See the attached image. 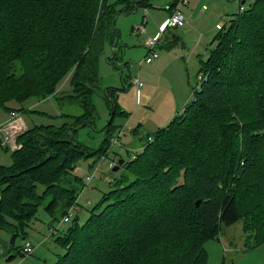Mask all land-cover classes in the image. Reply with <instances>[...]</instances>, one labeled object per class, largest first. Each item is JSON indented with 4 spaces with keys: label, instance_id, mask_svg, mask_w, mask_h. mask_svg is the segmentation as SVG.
<instances>
[{
    "label": "trees",
    "instance_id": "obj_1",
    "mask_svg": "<svg viewBox=\"0 0 264 264\" xmlns=\"http://www.w3.org/2000/svg\"><path fill=\"white\" fill-rule=\"evenodd\" d=\"M148 1L123 0L119 11L107 0H0V108L10 114L18 112L7 106L14 99L55 96L83 111L64 114L71 121L60 129L27 130L12 165H0V230L15 241L27 239L40 207L49 227L72 206L79 210L85 185L73 172L80 161L108 156L120 113L106 90L112 118L100 148L76 139L96 119L99 60L116 40V16ZM217 42L183 113L128 151L114 189L83 223L76 214L55 239L65 250L56 264H207L205 244L238 222L253 247L264 244V74H254L264 49V0H253ZM69 73L73 89L59 96L56 88ZM166 193L176 199L170 207L161 202Z\"/></svg>",
    "mask_w": 264,
    "mask_h": 264
},
{
    "label": "rangeland",
    "instance_id": "obj_2",
    "mask_svg": "<svg viewBox=\"0 0 264 264\" xmlns=\"http://www.w3.org/2000/svg\"><path fill=\"white\" fill-rule=\"evenodd\" d=\"M122 1L107 0V3L117 5L120 11L124 7ZM176 1L178 0H149L146 6L135 8L127 14L120 12L116 16L114 25L116 40L114 43L105 44L99 60V83L93 95L96 119L93 125L79 129L76 139L92 151L100 148L105 138L104 130L112 118V104L105 93L108 90L109 96L116 101L120 111L113 122L116 127L114 136L120 134V143L113 146L105 159L97 161V158L93 157L80 161L75 168L73 175L78 176L85 185L78 198L80 208L77 213L75 212V215L79 214L81 217L80 223H83L92 209L102 202L104 195L114 189L112 183L126 173L124 167L114 171L116 163L118 164L121 159L128 160V151L131 153L139 150L147 143L149 136L165 128L171 120L183 113L185 106L193 98V89L199 82L202 62L209 59L218 43V34L232 20V16L225 19L216 16L224 12L225 6L232 2L230 8H235V3L237 6L236 17L241 6V0H228V3L224 0L221 2L215 0L214 8H208L210 11L214 10V16L206 24L200 21L189 35H184L185 28H179V31L169 29L183 36L182 39L179 37L177 42L171 45L160 42L155 50L158 58L153 59L152 64L140 66L139 64L150 54L145 38L150 31L159 32L160 26L170 18L171 4ZM246 1L244 6L248 9L253 0ZM177 7L181 5L178 3ZM142 25L146 28L147 35L136 30ZM166 33L168 34V31ZM156 34L149 39L154 38ZM259 54L254 71L256 78H261L264 74L262 47ZM135 78H139L143 83L139 97L137 86L134 84ZM72 83L73 77L69 73L58 84L57 95L63 96L71 92ZM7 106L18 111L22 123L30 129L34 126H52L60 129L63 124L71 121L64 117V114L79 115L83 112L78 104H59L55 96L46 101H41L37 96L28 97L23 101L14 99ZM0 112L3 116L8 114L2 108ZM1 150L0 163L12 165L13 151ZM95 161L96 167L91 169L90 165ZM88 177L91 178L89 182ZM175 200L173 194L166 193L161 202L170 207ZM163 220L169 223L166 217ZM48 221V214L40 207L38 216L29 224L27 239L19 236L14 244H11L13 234L7 230H0V264H56L65 250L55 242V239L66 234L71 223L61 224L59 235L53 236ZM26 240L32 242L36 249L31 256L21 257L16 248L22 249ZM205 248L208 254L207 264H264V244L253 247L243 231L241 222L224 228L220 241L210 240L205 244Z\"/></svg>",
    "mask_w": 264,
    "mask_h": 264
},
{
    "label": "built area",
    "instance_id": "obj_3",
    "mask_svg": "<svg viewBox=\"0 0 264 264\" xmlns=\"http://www.w3.org/2000/svg\"><path fill=\"white\" fill-rule=\"evenodd\" d=\"M188 4V0H181V7H174V9L171 10L170 18L164 22L159 32L156 34V36L152 39H148L146 42V46L149 48L150 54L145 58L144 61H142L139 65L142 66L144 64H150L152 63L153 59L158 58V54L156 53V48L160 44V42L163 41V35L166 31L169 29H179L183 28L187 25V19L182 11V7L186 6ZM247 8H245L244 4H241L239 13L237 14L236 18L242 16L246 12ZM138 32L145 33V27L142 25L139 28H137ZM204 80V76H199V82L197 86L193 89V94L195 91L200 89L202 82ZM134 84L137 86V97H139L141 88L143 87V83L139 80V78L134 79ZM19 114L17 112L10 113V118L4 122L0 123V146L2 148H8L11 151H17L22 148V145L18 142V138L23 135L26 132V127L23 126V124L19 121ZM120 134L117 137H113L110 141V149L108 153L111 151L114 145L120 143ZM105 159V157H102ZM132 159H135V156H132ZM117 165V164H116ZM113 166V164H111ZM98 170V168H97ZM88 182L91 180L90 177L87 178ZM78 207L76 205L72 206L68 213L64 216V218L58 222L54 227L51 228L52 235L57 236L60 233V225L61 224H70L75 217V212L77 211ZM36 247L33 245L32 242L26 241L22 247V255L24 257L31 256Z\"/></svg>",
    "mask_w": 264,
    "mask_h": 264
},
{
    "label": "crops",
    "instance_id": "obj_4",
    "mask_svg": "<svg viewBox=\"0 0 264 264\" xmlns=\"http://www.w3.org/2000/svg\"><path fill=\"white\" fill-rule=\"evenodd\" d=\"M218 1H223V0H218ZM226 1V3H228V0H224ZM246 0H244L243 2L245 3ZM241 0V4H244ZM178 3L180 4L181 3V0L178 1ZM177 3V4H178ZM215 3V0H189L188 1V4L186 6H183L181 9L184 13V15L186 16V19H187V25L183 28L184 29V35H189V33H191L190 31L193 30V28L201 21V23L203 22L204 24H206L213 16H214V13H213V9L210 11L208 10V8H211L213 7V4ZM232 2H229L228 6L226 7L225 6V11L224 12H221L219 13L216 18H227V17H230L232 16V20L233 18L235 17V13H236V3H235V8L231 7L230 8V5H231ZM172 5V4H171ZM170 7V6H169ZM205 8V9H204ZM214 8V7H213ZM170 12V11H169ZM171 13V12H170ZM146 22V21H145ZM148 23V22H147ZM146 23V24H147ZM161 27V26H160ZM154 28V26H152V29ZM137 30V29H136ZM179 31V29H176ZM148 32H146V28H145V33L144 35H147ZM157 33V31L155 32H149L148 36L145 38V42H147V40L150 38V37H153L155 34ZM167 34V33H166ZM164 34V36L166 35ZM180 37V40L182 39V37L180 35H177V33L175 32V30H168V34L166 35V37L164 38L163 37V42L165 41V44L169 45V44H175L177 42V40L179 39ZM184 39V38H183ZM153 63V61H152ZM150 63V64H152ZM10 118V114H6L3 116V114L0 112V123H4L6 122L8 119ZM19 121L22 123V119L19 118ZM23 124V123H22ZM23 126L26 127V131L29 130L30 128L26 125V124H23ZM1 149H6L8 150V148H2L0 146V151H2ZM5 150V151H6ZM2 159V156L0 155V160ZM0 165H3L0 163ZM6 166V165H4ZM79 215V214H78ZM80 216V215H79ZM81 218V217H79ZM84 222V221H83ZM52 226H50L51 228Z\"/></svg>",
    "mask_w": 264,
    "mask_h": 264
},
{
    "label": "water",
    "instance_id": "obj_5",
    "mask_svg": "<svg viewBox=\"0 0 264 264\" xmlns=\"http://www.w3.org/2000/svg\"><path fill=\"white\" fill-rule=\"evenodd\" d=\"M243 3H244V2H243ZM244 4H245V3H244ZM122 73H123V72H122ZM124 164H125V160H123V159L119 160L117 166H115V167L113 168V170H114V171H118V169H119L122 165H124ZM197 205H199V202L197 203ZM14 242H15V235L12 236L11 244H14Z\"/></svg>",
    "mask_w": 264,
    "mask_h": 264
}]
</instances>
